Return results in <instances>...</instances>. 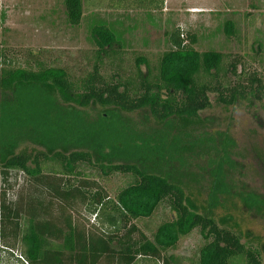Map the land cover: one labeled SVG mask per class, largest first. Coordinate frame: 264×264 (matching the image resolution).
I'll return each mask as SVG.
<instances>
[{"label": "trees", "instance_id": "16d2710c", "mask_svg": "<svg viewBox=\"0 0 264 264\" xmlns=\"http://www.w3.org/2000/svg\"><path fill=\"white\" fill-rule=\"evenodd\" d=\"M63 3L68 25L78 26L82 18V0H64ZM108 4L117 9L157 12L163 9L164 0H109ZM230 27L226 23L224 32L227 35L231 34ZM89 33L96 48L94 59L98 62L108 58L121 61V43L108 27L97 25ZM166 37L171 50L159 56L157 67L150 69L147 59L137 56L135 72L124 81L111 77L106 82L95 65L92 73L78 83L69 80L66 71L58 67L38 65L35 70H30L3 65L0 69V91L12 92L18 84L26 88L17 96V104L0 110V148H16L22 140H15L7 133L28 125L34 128L35 133H40L47 126L50 127L47 130L64 134L65 140L61 142L65 146L60 147L63 152L67 150V143L79 150L67 154L53 152L51 155L22 150L3 156L0 152L3 157L0 162V240L5 246L2 249L12 251L19 245L20 254L28 264H135L137 259L177 264L173 257L163 254L173 249L180 238L199 230L204 244L198 250L196 264H260L257 254L246 249L232 231L219 228L210 216L191 213L185 205L183 188L157 174L152 168L158 163L148 160L155 154L178 148L180 140L177 134L192 126L198 113L209 107V93L215 92L217 101L232 106L247 94L259 97L264 87L254 76L247 79L249 93L241 85L222 87L218 81L212 85L210 82L219 74L228 72L224 55L214 51H195L184 45L178 31ZM190 44H194V39ZM140 65L145 67V72L140 70ZM228 68L234 75L235 61H231ZM46 86L64 106L77 110L92 107L104 110L98 113V124H88L81 113L74 112L68 128L61 122L59 127L51 128L44 116H35L37 109L44 105L54 106L57 102L46 93ZM143 110L149 113L155 124L166 128L145 141L144 137L124 127L119 119L122 114ZM57 117L61 121L59 112ZM114 132L119 140L126 139L127 145L135 139L139 143H134L132 148L126 146L123 150L111 152L112 159L124 164L100 165L98 169L103 176H129L131 183L113 200L97 191L90 195L96 185L85 179L70 185L68 178L78 167H93L92 152L104 148L110 150L106 140ZM172 132L176 134L174 137L170 136ZM226 148L225 143V156ZM147 154L145 161L151 163V168L138 167L141 156ZM219 175L220 171L215 175L212 190L227 193L226 183L224 185ZM25 177L28 181H24ZM23 185L27 192L25 196ZM20 186L22 189L15 197L11 194L10 198L5 191V188L13 190ZM163 204L168 205L173 218L160 224L151 240L142 234L134 238L138 231L133 225H128L129 222L149 219ZM76 205L87 206L95 216L101 212L113 232L86 235L67 212H72ZM120 231L123 234L118 235Z\"/></svg>", "mask_w": 264, "mask_h": 264}, {"label": "rangeland", "instance_id": "374dc122", "mask_svg": "<svg viewBox=\"0 0 264 264\" xmlns=\"http://www.w3.org/2000/svg\"><path fill=\"white\" fill-rule=\"evenodd\" d=\"M63 2L0 0V69L3 65L30 70H35L38 65L58 67L66 71L69 80L78 83L92 73L95 65L106 82L111 77L124 81L130 73L135 72L137 56L145 57L150 69H155L159 56L171 50L166 35L178 31L184 45L195 51H214L224 55L228 72L219 74L210 82L212 85L215 81L228 88L241 85L249 93L247 79L254 76L264 87V0H168L163 9L157 12L113 8L109 7V0H82V18L76 27L68 25ZM226 23L231 25L230 35L224 32ZM101 24L108 27L120 41V62L115 58L101 62L94 59L96 48L89 31ZM192 39L193 45L190 44ZM231 61H235L234 75L228 68ZM140 70L146 71L142 65ZM46 87V93L53 97L50 88ZM25 88V85L18 84L12 92L0 91V110L17 104V96ZM53 98L57 101L54 106L44 105L35 111V116H44L51 128L59 127V122L68 128L74 112L81 113L88 124H98V113L104 112L96 107L73 109L62 105L56 95ZM208 99L209 107L198 113L194 124L177 134L180 140L178 148L155 154L148 162L154 160L158 164L152 169L157 174L183 188L185 205L191 213L212 217L219 228L236 234L240 243L254 251L259 263L264 264V90L259 97L250 93L232 106L217 101L215 92L209 93ZM58 112L62 116L61 121L57 117ZM119 119L124 127L144 137V141L150 136L154 138L157 131L166 129L155 124L146 110L122 114ZM49 128L46 126L40 133H35L34 128L28 125L11 129L7 134L22 141L16 148H0V152H3V156L22 150L47 155L63 152L61 149L65 144L61 141L65 140V135L47 130ZM175 135V132L170 134L171 137ZM108 136L106 142L110 150L104 148L92 152L93 167L81 165L68 180L74 186L85 179L96 185L90 195L97 191L113 200L132 180L120 174L103 176L98 166L124 164L112 159L111 152L123 150L126 146L132 148L139 140L135 139L127 145L126 139L119 140L115 132ZM150 145L154 147L151 142ZM65 148L67 150L63 153L66 154L79 150L68 143ZM147 157L148 154L142 155L139 160L141 164L136 163L137 166L151 168V163L145 161ZM2 158L0 155V162ZM219 171L220 179L224 185L226 183L227 193L212 190ZM10 180L13 182V178ZM24 181H28V178L25 177ZM24 185L23 196L27 195ZM21 189L20 186L13 190L5 188V191L11 198V194L15 197ZM67 212L86 235L113 232L101 212L95 216L87 206L82 205H76L72 212ZM172 218L168 205L163 204L149 219L131 221L128 225H133L138 231L134 238L142 234L151 240L157 227ZM121 234L122 231L118 235ZM203 244L199 230H193L180 238L175 247L163 256L173 257L177 264H196L198 250ZM2 247L5 246L0 240V264H28L20 254L19 245L12 251ZM135 264L163 263L161 260L137 259Z\"/></svg>", "mask_w": 264, "mask_h": 264}, {"label": "crops", "instance_id": "0c3cea01", "mask_svg": "<svg viewBox=\"0 0 264 264\" xmlns=\"http://www.w3.org/2000/svg\"><path fill=\"white\" fill-rule=\"evenodd\" d=\"M167 1H168V0H164V3L166 4Z\"/></svg>", "mask_w": 264, "mask_h": 264}]
</instances>
